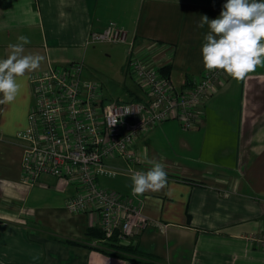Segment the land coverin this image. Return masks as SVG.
Returning a JSON list of instances; mask_svg holds the SVG:
<instances>
[{
  "label": "crops",
  "instance_id": "1",
  "mask_svg": "<svg viewBox=\"0 0 264 264\" xmlns=\"http://www.w3.org/2000/svg\"><path fill=\"white\" fill-rule=\"evenodd\" d=\"M225 2L0 0V58L21 35L31 41L25 53L43 57L22 78L17 99L0 105V264H264V68L239 82L227 75L204 99L193 128L164 121L136 138L139 162L115 161L131 170L117 175L124 178L119 190L111 189L122 195H132L130 176L146 171L147 160L167 172L165 190L141 195L149 222L128 243L137 255L102 246L94 235L98 218L66 208L72 182L22 177L25 142L18 134L28 126L31 75L83 61L94 45L90 35L113 21L135 50L159 68L168 65L167 76L183 86L205 69L200 49L208 28L197 23L217 18Z\"/></svg>",
  "mask_w": 264,
  "mask_h": 264
},
{
  "label": "built area",
  "instance_id": "2",
  "mask_svg": "<svg viewBox=\"0 0 264 264\" xmlns=\"http://www.w3.org/2000/svg\"><path fill=\"white\" fill-rule=\"evenodd\" d=\"M102 42L129 45L126 69L133 75L141 99L106 100L101 85L83 77L82 60L49 64L31 75L28 126L18 134L25 142L22 177L24 182L33 183L39 175L49 174L72 182L75 193L66 199V208L73 213L94 214L103 242L115 239L128 244L149 222L142 198L105 189L99 178L131 172L115 161L139 162L133 144L158 124L177 120L183 129L193 128L204 99L217 90L227 74L204 69L178 86L142 50L133 48L127 32L116 22L90 35L89 43Z\"/></svg>",
  "mask_w": 264,
  "mask_h": 264
},
{
  "label": "clouds",
  "instance_id": "3",
  "mask_svg": "<svg viewBox=\"0 0 264 264\" xmlns=\"http://www.w3.org/2000/svg\"><path fill=\"white\" fill-rule=\"evenodd\" d=\"M205 25L208 31L200 49L205 70H223L239 82L258 67L264 68V0H226L217 18L210 20L204 15L197 23L198 28ZM30 43L21 35L8 45L6 58H0V105L13 103L20 94L22 78L40 67L41 55L25 53V45ZM146 162L151 165L146 171H134L130 176L133 196L168 187L165 165Z\"/></svg>",
  "mask_w": 264,
  "mask_h": 264
},
{
  "label": "rangeland",
  "instance_id": "4",
  "mask_svg": "<svg viewBox=\"0 0 264 264\" xmlns=\"http://www.w3.org/2000/svg\"><path fill=\"white\" fill-rule=\"evenodd\" d=\"M129 38L128 35V40ZM127 46L128 44L123 42H102L89 46L83 54V77L98 82L102 87L103 96L109 101H129L131 97L127 89L139 90L133 75L126 71L129 49ZM123 180L124 178L119 176H102L99 183L105 189L119 190V183Z\"/></svg>",
  "mask_w": 264,
  "mask_h": 264
},
{
  "label": "trees",
  "instance_id": "5",
  "mask_svg": "<svg viewBox=\"0 0 264 264\" xmlns=\"http://www.w3.org/2000/svg\"><path fill=\"white\" fill-rule=\"evenodd\" d=\"M159 71L162 74L168 75L169 74V66L168 65H164L162 67L159 68ZM129 96L131 97V100H140L141 99V93L140 91H131ZM106 99V98H105ZM107 100V99H106ZM94 231V230H93ZM98 234H94L96 237L98 238H102V233L100 231H98ZM94 233V232H93ZM102 246L111 248L113 252L115 253H122V254H138V251L136 250L135 246H132L131 244H120L117 243L115 239L111 240L109 243H105V245L103 244Z\"/></svg>",
  "mask_w": 264,
  "mask_h": 264
}]
</instances>
